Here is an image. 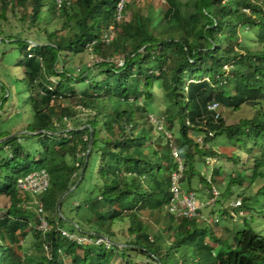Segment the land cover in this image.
<instances>
[{"label": "trees", "instance_id": "trees-1", "mask_svg": "<svg viewBox=\"0 0 264 264\" xmlns=\"http://www.w3.org/2000/svg\"><path fill=\"white\" fill-rule=\"evenodd\" d=\"M61 2L59 9L57 0H0V18L7 19L10 7L29 29L36 25L37 36L31 42L0 30V264H32L29 235L38 264H111L129 251L148 264H264V0H187L198 16L191 37L179 26L182 0H127L129 21L121 23L115 20L119 0ZM74 26L76 32H66ZM110 26L116 34L106 42ZM76 85L85 86L83 95ZM161 90L163 115L149 105ZM66 99L79 105L82 119L56 104ZM14 100L22 111L17 124L24 123L17 131L1 124ZM213 102L216 110L208 108ZM221 106L250 107L252 116L227 124ZM149 114L163 117L166 134L156 131ZM220 142L239 151L221 155ZM207 157L215 160L210 188L226 180L209 211L223 215L232 208L241 216L239 225L221 219L226 238L168 207L173 175L185 191L208 185ZM37 170L48 172V190H19L17 179ZM235 192H241L240 207L227 202ZM70 196L77 206L66 203ZM40 206L48 214L43 233L34 229ZM123 220L129 238L121 248L111 225ZM61 229L107 238L111 247L78 246Z\"/></svg>", "mask_w": 264, "mask_h": 264}, {"label": "rangeland", "instance_id": "rangeland-1", "mask_svg": "<svg viewBox=\"0 0 264 264\" xmlns=\"http://www.w3.org/2000/svg\"><path fill=\"white\" fill-rule=\"evenodd\" d=\"M177 1H180V0H177ZM186 1L187 0H182V2H180L181 3L180 8H181L182 16L179 19V26H180V28L182 30H184V32L186 33L187 36L191 37V36L194 35V30H195V28L197 27V24H198V16L195 13H192V8L190 6H185V2ZM129 14H130V12L128 11L127 15H126V20H128V21H129ZM17 16H18V14L16 12H13L10 9V7H8L7 19L0 18V30H3L6 34H10V33H12V34H17V33L21 34L22 37L29 39L31 42L33 40L36 41V37L37 36L34 33L36 31V25L32 26L29 29V26H30V25H28L29 23H26V24L25 23H21L19 21V19H17ZM64 21H65L64 19H61V21L55 23L54 26L59 28L62 25V22H64ZM44 25H48V24H44ZM76 29H77V27L74 26L72 29L66 30V32L72 34V33L76 32ZM105 34H107V33H104L103 35H105ZM113 34L115 36L116 33L114 32ZM218 46L221 47V45H218ZM7 50H9V49H7ZM8 53L9 52H7V54ZM17 58L18 57H16L15 59H17ZM89 58L96 61V59L94 57H92V56L89 57ZM119 58H121V57H119ZM73 59L74 60H78L79 58H75L74 57ZM118 60H120V59H118ZM79 62H81V60L80 61H73V64L75 63L74 64L75 67L79 66L77 64ZM7 65H9V64L5 63V65H2V66L7 68ZM226 69L228 70L229 67L226 68ZM4 70H7V69L4 68ZM13 74H15V76H19V73L16 72V71H14ZM204 79H207V77L205 76ZM127 87L130 88V84H128ZM84 88H85L84 85H76L75 86L76 94L80 95L82 93V95H83ZM14 91H17V89H14ZM0 96H1V94H0ZM224 100H225L224 98L220 99V102L223 103ZM166 101L167 100L164 98V93H163L162 90H161L160 95L158 94L156 96H153V99L149 103V105H151L153 103L154 104L153 106L157 107V109H155V111L153 113L162 114L163 115V111H165V108H167ZM56 104L59 107H65V106L72 107V112L78 114L76 109H77V107H79V105H77V103L75 101H73V100L66 99V100H62V101H57ZM10 111H12V113H13V111H15V113L12 114V115H9ZM24 111L25 112L23 114V118H24V121L27 122L26 119L29 116V114H28L29 108L26 107ZM4 112H5L4 113V120L1 123L2 127H5L7 125H10V126L12 125V128H11L12 130L17 131V130L22 129V125H24V123L17 124V122H18L17 114H18V112H22V111L18 108L17 102L15 100L12 103H10V104L8 103L6 105V109H5ZM251 112H252L251 108L250 107H246V106L240 108L239 110H234L232 108H227V107H224V106H221V108H220V114L223 117V120L227 124L237 123L239 121V119L243 118V117H250V116H252ZM74 117H81V119H82L83 116H82V114H78V116L75 115ZM66 120H67V124L68 125L69 124L72 125L73 122H69L68 119H66ZM157 128H159V127H157ZM176 129L177 130L179 129L178 123H177ZM157 130H159V129H157ZM173 138H174L173 142L176 145L181 143L180 142V138H179V136L177 134H175V137H173ZM203 141H204L203 138H200L199 142H203ZM18 142L20 144H23V143H25L27 141H26V139L20 138L18 140ZM238 148L239 147H235L234 148V147H231L229 145L222 144L221 142L219 144H217V147H216V149L218 150L219 154H221V153L224 154L226 152L227 157H229L235 150L239 151ZM223 162L221 163V158L218 157L219 165L221 164V166L227 167V163H229V162L227 161L226 158H223ZM205 163H206L205 165L207 166V169L209 170V174L207 176L208 185H202L201 188H200V191L193 190L196 193L197 199H198V203L201 206V208L199 209V212H197V214H196L197 224L199 226H203L205 223H208L210 228H213L216 232H219L221 237L226 238L228 236V234L230 235V233H227L228 231H226L224 229L223 225L221 224V219L223 218V219L227 220V222L233 220V223L239 225L241 216L235 215L233 213V211H232V208H227L226 209L228 211L227 214L225 213L223 215H221V213H219V211H217L218 213H216V214L215 213L213 214L212 212L209 211L211 209V207L207 206L208 205L207 202L211 198V196H210L211 188L212 189L214 188V191H216V190L219 191L220 190V195H223V192H224V190L226 188V185H225L226 180H224L225 183H223V181H222V182H220V184L216 185L217 187H214L213 185H211V188H210V183L212 181L211 169L214 166L215 160H214L213 157H207L206 160H205ZM205 165H201V166L197 167V169L200 170L201 172H203L204 169H205ZM183 167H184L183 164H181L179 166V169L183 170ZM225 170L226 171L224 173V176L227 177V173H229V170L228 169H225ZM183 189L185 191V188H183ZM240 194H241V192H235V193L229 194L227 202H231V201L235 200L237 197H240ZM71 196L68 197L69 199L67 200L68 202H66V203L67 204L69 203V205H72V206H77V203L79 202V200L76 199V198L74 199ZM36 199H37V197H36ZM226 207H228V206L226 205ZM39 208H42V212L39 211L38 215L41 214V216H42L41 222L44 223L48 214H46V211L44 210L43 207H38L36 209L37 213H38V209ZM230 215H233V216H230ZM142 217H144V213H143ZM216 217L219 220L218 223H216V221H214V219ZM41 222L34 229L39 230L40 232L43 233V232H46L47 230L43 231V230L40 229ZM210 222L214 223V224H211ZM226 225L227 226H232V224L230 222H229V224H226ZM128 227H129V221L128 220L115 221L114 224L111 225V231H113V233L116 235V242H118V245L121 248L123 246H125L126 243H128V238H129L128 237L129 236ZM88 230L94 231V229H92V228H88ZM87 236L92 239V237H90L89 235H87ZM99 238H102V239H99ZM96 241H97V243H96ZM32 242H33V238H32L31 235H29L28 236V241H27V246L29 248L27 250L26 257L28 258L29 261H33L32 264H35V263L38 264L40 260H38L39 259L38 253H37V251L34 250V248L32 246ZM93 242H95L97 245H89V246L91 248H94L95 250H102V249L104 250L106 248L109 249L111 247V243L107 240V238H104V237H97V239H92V242L87 241V243H85V245L91 244ZM98 245H104V246H98ZM78 246H81V245H78ZM155 247H156V245H155ZM46 249H47V247L45 246L44 250H46ZM79 249H80L79 253L81 254L84 251L83 250L84 247H81ZM121 252H122V250H121ZM128 255L129 256L126 259H124L123 257L118 255L117 257L112 259L111 264H148L149 263L147 258H145L144 256H138L133 251H129Z\"/></svg>", "mask_w": 264, "mask_h": 264}, {"label": "built area", "instance_id": "built-area-1", "mask_svg": "<svg viewBox=\"0 0 264 264\" xmlns=\"http://www.w3.org/2000/svg\"><path fill=\"white\" fill-rule=\"evenodd\" d=\"M58 2V8H62V2L61 0H57ZM124 0H121L117 3L116 6V13H115V20L117 23H121L124 18ZM110 32H107V34L103 35V40L106 42H110L114 38V29L112 26H110ZM96 59V57H94ZM93 60V59H92ZM99 59H96L98 61ZM95 61V60H94ZM120 64L123 63L122 59L117 60ZM218 107L217 102L211 103L208 108L216 110ZM219 113L216 114V118L218 117ZM148 118L150 122H152L155 125V129L158 132L167 133L164 129V119L161 116L149 114ZM159 127V128H157ZM159 129V130H157ZM200 140V138H199ZM175 152V153H174ZM173 155L178 158V153L174 149ZM179 159V158H178ZM177 178H179V175H173L172 181L173 184L171 186V198L168 203V207L170 210L174 213H176V216H184L188 218L196 217L197 212L200 209V205L198 203L197 195L193 190L190 191H184L182 187L176 183ZM50 185V179L49 174L46 170H37L33 171L23 177H20L17 179V188L23 192H29L33 195H40L46 192ZM219 191H214L213 188V194L215 195L213 198H210L207 202L208 205H211L218 195ZM239 202H237L235 205H238ZM41 207V206H40ZM42 212V208L38 209ZM41 216V214L39 215ZM42 218V216L40 217ZM40 229L43 231L48 230V223L45 219V222H41ZM61 236L63 238L68 239L69 241L76 243L77 245H85L87 241L92 242V239L89 238L86 234L80 235V234H74L67 230L61 229L60 230ZM102 239V238H99ZM98 239V240H99ZM104 240V239H103ZM97 243V241H96Z\"/></svg>", "mask_w": 264, "mask_h": 264}, {"label": "clouds", "instance_id": "clouds-1", "mask_svg": "<svg viewBox=\"0 0 264 264\" xmlns=\"http://www.w3.org/2000/svg\"><path fill=\"white\" fill-rule=\"evenodd\" d=\"M237 202H239V204L238 205H235ZM230 205L233 206V207H240V205H241V199H240V197H237L235 200L231 201Z\"/></svg>", "mask_w": 264, "mask_h": 264}, {"label": "water", "instance_id": "water-1", "mask_svg": "<svg viewBox=\"0 0 264 264\" xmlns=\"http://www.w3.org/2000/svg\"><path fill=\"white\" fill-rule=\"evenodd\" d=\"M1 42V41H0ZM14 135H10L9 137H7V138H12ZM7 138H4V139H2V140H6ZM1 141V140H0ZM77 186V185H76ZM76 186H74V187H72L71 189H69L68 191H67V193L66 194H68L69 192H71ZM65 194V195H66ZM65 195H64V197H65ZM63 197V198H64ZM63 198L60 200V202H59V207H60V205H61V203H62V200H63Z\"/></svg>", "mask_w": 264, "mask_h": 264}, {"label": "crops", "instance_id": "crops-1", "mask_svg": "<svg viewBox=\"0 0 264 264\" xmlns=\"http://www.w3.org/2000/svg\"><path fill=\"white\" fill-rule=\"evenodd\" d=\"M119 1H121V0H119ZM126 2H127V0H124L125 5H126ZM124 9H125V6H124ZM123 20L126 21V14L125 13H124V19Z\"/></svg>", "mask_w": 264, "mask_h": 264}]
</instances>
